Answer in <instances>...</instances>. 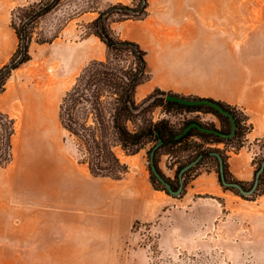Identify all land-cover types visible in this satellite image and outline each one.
Segmentation results:
<instances>
[{
  "label": "rangeland",
  "instance_id": "rangeland-1",
  "mask_svg": "<svg viewBox=\"0 0 264 264\" xmlns=\"http://www.w3.org/2000/svg\"><path fill=\"white\" fill-rule=\"evenodd\" d=\"M40 1L0 0V69L18 47L12 28L17 10ZM210 2L217 3L221 19L231 13L241 21L242 45L248 51L254 25L264 24V0ZM96 3L106 8L130 5L131 0ZM172 3L175 0H149L146 19L112 24L121 39L148 52L153 79L138 90L140 100L166 80L156 73V65L178 59L170 45L169 52L160 55V42L151 32L161 25L172 28V23L162 22L170 19ZM233 4L236 13L228 10ZM76 7V1L66 3L40 21L31 60L12 72L0 93V112L14 119L16 128L12 162L0 167V264H264V186L250 198L225 191L210 173L208 160L188 176L184 195L174 198L153 187L146 151L134 157L120 154L129 166L121 181L93 177L79 165L76 149L61 127L59 106L84 69L93 61H105L108 52L89 35V24L98 14L75 12ZM191 10L185 5L187 19L195 18ZM226 36L235 42L233 32ZM43 37L50 42L37 43ZM193 56L182 58L189 61ZM243 74L199 90L235 101L239 82L249 77L250 83V74ZM236 107L253 128L242 143L221 148L227 151L232 175L249 187L256 163L264 157V138L254 137L251 108ZM157 114L165 116L159 110ZM195 116L199 114L182 113L177 120ZM199 117L205 123L215 120L211 115ZM188 155L180 151L162 157L164 175L175 179L176 168Z\"/></svg>",
  "mask_w": 264,
  "mask_h": 264
},
{
  "label": "trees",
  "instance_id": "trees-1",
  "mask_svg": "<svg viewBox=\"0 0 264 264\" xmlns=\"http://www.w3.org/2000/svg\"><path fill=\"white\" fill-rule=\"evenodd\" d=\"M74 1L78 5L75 12L98 14L89 24V35L98 38L108 52L105 61H93L84 69L59 106L61 127L76 149L79 165L93 177L121 181L129 173V166L120 154L134 157L146 151L153 187L181 198L186 192L188 176L209 160L213 166L210 173L216 174L223 190L245 198L256 196L264 186V157L256 163L253 180L247 187L232 175L227 151L221 148L235 141L242 143L253 128L239 107L159 88L142 100L138 98L139 88L152 77L148 52L134 41L121 39L112 24L146 19L149 0H131L130 5L119 3L106 8L95 7L97 0L81 4L79 0H41L19 8L12 22L18 47L11 61L0 69V93L12 72L31 60L30 46L40 21ZM49 42L45 37L37 41ZM158 110L165 116H158ZM182 113L211 115L215 120L205 123L195 116L178 121L177 116ZM15 133V120L0 112V167L12 162ZM203 144L208 147L204 148ZM180 151L190 155L179 163L175 179H170L161 169V158L175 156Z\"/></svg>",
  "mask_w": 264,
  "mask_h": 264
},
{
  "label": "crops",
  "instance_id": "crops-1",
  "mask_svg": "<svg viewBox=\"0 0 264 264\" xmlns=\"http://www.w3.org/2000/svg\"><path fill=\"white\" fill-rule=\"evenodd\" d=\"M187 4L194 10H191V15L195 16L193 19L185 17ZM216 4L212 5L210 0H194L190 3L175 0L171 6L173 12L170 19L162 20L167 24L172 23V28L161 25L160 28L150 30L160 42V55L165 56L169 52L168 45L172 48L170 51L178 54V59L171 62L162 60L156 65V73L166 77L165 82L158 83L156 88L185 96L213 98L234 106L250 107L254 113V137L264 138V24L254 25V39L250 47L248 46L249 50L245 51L241 40V21L235 19L231 13H227L230 15L228 18L221 19ZM236 9L233 4L228 10ZM212 17L215 19L213 23ZM227 31L233 32L235 42L226 36ZM184 55L196 56L186 61L182 58ZM243 72L246 78L245 74H250V83L247 80L249 77L239 82L238 99L235 101L199 90V86L210 85L212 82L220 84L229 81L233 76L237 79V73L242 75ZM151 92L145 93L143 98Z\"/></svg>",
  "mask_w": 264,
  "mask_h": 264
}]
</instances>
